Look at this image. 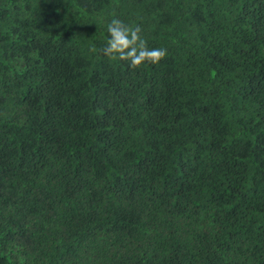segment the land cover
<instances>
[{
	"label": "trees",
	"instance_id": "16d2710c",
	"mask_svg": "<svg viewBox=\"0 0 264 264\" xmlns=\"http://www.w3.org/2000/svg\"><path fill=\"white\" fill-rule=\"evenodd\" d=\"M0 264H264V0H0Z\"/></svg>",
	"mask_w": 264,
	"mask_h": 264
},
{
	"label": "clouds",
	"instance_id": "9594fccd",
	"mask_svg": "<svg viewBox=\"0 0 264 264\" xmlns=\"http://www.w3.org/2000/svg\"><path fill=\"white\" fill-rule=\"evenodd\" d=\"M108 38L102 53L108 58L127 60L133 67L146 63L156 64L167 56L164 47H149L140 34L139 27H132L119 18H113L107 25Z\"/></svg>",
	"mask_w": 264,
	"mask_h": 264
}]
</instances>
